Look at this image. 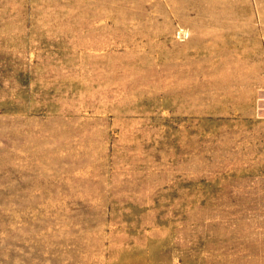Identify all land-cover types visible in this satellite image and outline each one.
Segmentation results:
<instances>
[{"label":"rangeland","instance_id":"rangeland-1","mask_svg":"<svg viewBox=\"0 0 264 264\" xmlns=\"http://www.w3.org/2000/svg\"><path fill=\"white\" fill-rule=\"evenodd\" d=\"M0 264H264V0H0Z\"/></svg>","mask_w":264,"mask_h":264}]
</instances>
